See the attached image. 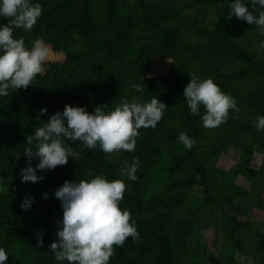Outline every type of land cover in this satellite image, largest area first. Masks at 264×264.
I'll list each match as a JSON object with an SVG mask.
<instances>
[{
  "label": "trees",
  "instance_id": "1",
  "mask_svg": "<svg viewBox=\"0 0 264 264\" xmlns=\"http://www.w3.org/2000/svg\"><path fill=\"white\" fill-rule=\"evenodd\" d=\"M39 2L43 13L37 23L31 30L16 28L13 35L23 37L27 47L42 37L62 57L46 60L45 70L27 88L10 87L8 95L0 96V246L9 252L5 264H69L58 261L48 247L58 239L57 220L63 213L54 190L65 179L89 178V170L103 172L110 180H125L120 206L131 211L139 230V238L129 236L116 246L109 264H201L207 244L200 240L196 226L210 218L223 224L219 251L223 264H231L235 251L264 264V228L223 210L235 200L251 198L254 208L264 211V185L250 187L257 189L249 190L254 197L239 186L225 192L227 183L245 170L208 167L220 148L241 142L247 134L264 148V131L249 124L250 113L239 115L233 109L220 126L204 127L203 106L200 115L192 114L183 95L189 73L195 72L211 76L236 97L239 107L241 103L250 107L255 117L264 114V60L248 64L247 48L239 39L244 20L229 16V0ZM245 2L252 7V0ZM186 4L203 12L217 6L211 27L201 28L200 20L186 16ZM9 19L0 16V23ZM175 22L185 32L177 34ZM189 29L198 38L183 36ZM157 61L165 64L158 66ZM133 83L143 84V92ZM154 95L168 108L155 127L139 129L135 151L106 153L99 145L88 149L79 139L66 138L65 143L80 153L78 160L69 156L66 164L37 169L43 179L22 181L20 170L29 162L24 152L26 134L48 122L50 114L63 110L65 104L85 106L91 112L98 104L114 108L125 97L150 100ZM45 106L48 111L42 113ZM180 131L198 143L186 148L178 139ZM134 156L140 161L135 180L121 172L123 162H132ZM31 163L35 166L38 158L33 156ZM257 171L264 173V158ZM257 171L248 170L250 179ZM195 185L201 187L202 196L191 199ZM26 196L34 199L23 208Z\"/></svg>",
  "mask_w": 264,
  "mask_h": 264
},
{
  "label": "clouds",
  "instance_id": "2",
  "mask_svg": "<svg viewBox=\"0 0 264 264\" xmlns=\"http://www.w3.org/2000/svg\"><path fill=\"white\" fill-rule=\"evenodd\" d=\"M230 15L254 23L264 33V0H252V7L245 0H229ZM259 6V7H257ZM43 13L39 0H0V16L10 18L0 23V96L8 95L9 88H27L38 73L45 70L50 47L41 37L34 40L31 47L25 45L23 37L13 35L16 28L31 30ZM257 48L264 51V40ZM190 80L184 86L183 95L192 114H201L204 127L214 128L226 122L229 110L240 111L237 99L230 92L222 90L211 76L203 77L195 72L189 73ZM132 87L143 92L144 85L133 83ZM168 106L156 95L150 100L134 96L125 97L114 108L98 104L94 111L85 106L65 104L63 110L50 114L48 122L26 134L27 147L24 152L28 164L21 168L24 182L39 181L42 174L37 169H53L66 164L69 156L78 160L80 153L65 139L82 141L88 149L98 145L106 153L118 150L135 151L139 129L155 127L163 118ZM47 112V107L40 109ZM258 130L264 131V114L257 113L253 120ZM178 139L186 148H192L197 139L185 131H180ZM38 158L33 166L32 157ZM140 167L138 156L132 162L125 160L121 172L127 177L137 179ZM3 177H0L2 180ZM127 184L124 179H108L103 172L92 174L89 178L68 180L54 190L63 209L62 217L57 220L58 239L48 247L58 261L67 260L69 264H109L115 254L116 246H122L131 236L139 238L136 222L131 218L128 208H121ZM48 193H44L47 197ZM33 197H25L21 206H31ZM38 242L44 244L42 233ZM9 252L0 246V264L8 260Z\"/></svg>",
  "mask_w": 264,
  "mask_h": 264
},
{
  "label": "rangeland",
  "instance_id": "3",
  "mask_svg": "<svg viewBox=\"0 0 264 264\" xmlns=\"http://www.w3.org/2000/svg\"><path fill=\"white\" fill-rule=\"evenodd\" d=\"M259 7V6H258ZM217 6L209 9L206 12H203L193 5L186 4V9L184 14L191 18H196L200 20L199 26L201 28L211 27L212 21L215 18ZM179 22L174 23L175 32L178 34L180 32H185L184 29H179ZM185 37L188 38H198L194 30H188L187 33H184ZM239 39L244 42L245 47L248 52V64L256 63L259 60H264V51H261L257 48L258 43L261 40H264V33L259 31L258 26L254 23H249L244 20V31L239 36ZM62 54L60 52H53L50 50L48 59L61 58ZM165 63L157 61L158 66H162ZM256 81H253L255 83ZM247 83V82H246ZM250 107L246 106L244 103L240 104V113H250L251 117L248 119L249 124L256 128L253 123V116L255 117L254 112L249 110ZM246 116V115H245ZM258 130V129H257ZM213 160L208 162V167L222 168L224 170L230 169L232 167L243 168L245 173L241 174L232 182H228V189L225 192H233L235 187L239 186L246 188L247 194L250 197L254 195L249 191H257L256 188H250L254 183L264 185V173H259L257 169L260 167L262 160L264 158V148L260 147L255 143L250 134L241 141L234 144L226 145V147L220 148L216 155L212 156ZM248 159L249 163H246L245 160ZM249 169H255L257 172L252 173L253 178L250 179ZM219 184V182L217 183ZM264 196V189L261 193ZM195 196H202V190L200 186H193L190 192V198ZM251 200V201H250ZM254 201L251 198H245L232 202L230 206L223 207V210L228 215H237L240 220H250L255 227L264 228V211L256 210L254 208ZM239 207V209H238ZM221 214V212H220ZM218 218H210L205 223H201L196 226L200 240L207 244V253L204 256L201 264H223V260L220 257V248L223 244V224ZM254 259L249 257L242 252L235 251L231 258V264H256Z\"/></svg>",
  "mask_w": 264,
  "mask_h": 264
}]
</instances>
